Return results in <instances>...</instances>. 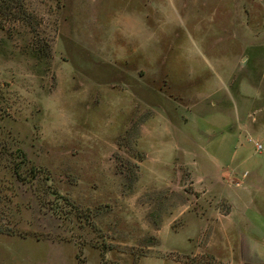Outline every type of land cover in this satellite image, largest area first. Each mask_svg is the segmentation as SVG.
Wrapping results in <instances>:
<instances>
[{
	"label": "rangeland",
	"instance_id": "obj_1",
	"mask_svg": "<svg viewBox=\"0 0 264 264\" xmlns=\"http://www.w3.org/2000/svg\"><path fill=\"white\" fill-rule=\"evenodd\" d=\"M0 264H264V0H0Z\"/></svg>",
	"mask_w": 264,
	"mask_h": 264
},
{
	"label": "built area",
	"instance_id": "obj_2",
	"mask_svg": "<svg viewBox=\"0 0 264 264\" xmlns=\"http://www.w3.org/2000/svg\"><path fill=\"white\" fill-rule=\"evenodd\" d=\"M261 149V146H258V150Z\"/></svg>",
	"mask_w": 264,
	"mask_h": 264
}]
</instances>
